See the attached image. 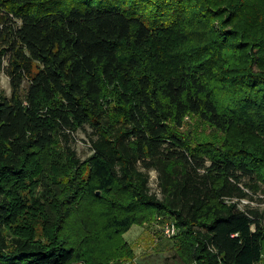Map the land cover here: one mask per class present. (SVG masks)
<instances>
[{
  "label": "trees",
  "instance_id": "trees-1",
  "mask_svg": "<svg viewBox=\"0 0 264 264\" xmlns=\"http://www.w3.org/2000/svg\"><path fill=\"white\" fill-rule=\"evenodd\" d=\"M59 1L0 0V75L12 86L9 97L0 85V264L88 262L86 247L103 255L116 237L129 257L121 236L157 215L176 223L185 263L261 264L264 213L240 204L255 188L245 178L264 183V40L215 27L214 0H200L213 37L194 61L197 51H181L194 0ZM252 4L234 5L222 22ZM234 37L242 64L219 60ZM215 70L230 72L225 93ZM188 116L221 140L190 139L181 131ZM87 126L93 153L81 160L69 141ZM71 222L81 231L66 243ZM97 258L89 264H105Z\"/></svg>",
  "mask_w": 264,
  "mask_h": 264
},
{
  "label": "rangeland",
  "instance_id": "rangeland-1",
  "mask_svg": "<svg viewBox=\"0 0 264 264\" xmlns=\"http://www.w3.org/2000/svg\"><path fill=\"white\" fill-rule=\"evenodd\" d=\"M194 1L195 5L186 8L187 14L185 20L187 25L193 30L188 31L187 39L181 47V51L185 55L196 52L200 49V46L204 45L213 37L210 33L211 25L209 24V21L205 18V20L202 19L196 12L200 7V0ZM87 2L91 4L92 0H87ZM241 2H249L253 4L250 8L246 9L248 12L241 11L238 19L231 23L222 22V19L224 21L228 17L230 9ZM75 3L76 1L73 0H60L58 5L63 9H68ZM212 7L213 9H216L215 14H217L215 22L212 24L215 25V27L225 25L227 28L238 29L239 32L242 30V37L258 36L261 38V41L264 40V0H214ZM214 35H216V33ZM231 41L232 42L230 43L222 45L219 60L230 57L226 60L228 64L235 65L240 60L241 64L244 63L245 50L243 47L235 46V37ZM262 52L264 53V51ZM240 53L241 57L239 56ZM193 57L194 61H203L204 58L202 57H206V54H201L197 51L193 54ZM4 64L7 65V61L4 62ZM261 69L262 67L256 63L254 70L260 71ZM212 73L213 74L210 76L212 81L214 80L215 88L218 89L219 93H225L226 91L223 83L224 79L229 76L230 72L225 71L222 75L215 70ZM0 79L2 90L10 97L12 95L11 80L4 70L1 72ZM28 87L29 82L28 80H25L21 88L22 95L27 93ZM235 90L237 93L243 91L238 87ZM181 131L193 140L194 136L209 139L211 137L210 134L212 133V136L216 135L217 139L221 140L222 138V135L216 134L217 131H213L207 123L203 122L198 117L188 116L185 119L184 125L181 127ZM92 137L95 138L93 129L88 126L80 128L72 134V140H70L69 143L76 149L77 155L81 160H86L93 153ZM244 180L249 184H253V187L255 188H249V196L241 200L240 206L244 207L250 205L259 209L261 213H264V183L260 181L253 182L249 178H245ZM149 184L151 191L161 196L160 187L158 185V171L156 169L149 170ZM98 207H102V203H98ZM143 213L145 216H148L152 211L149 208H144ZM119 214H121L120 211ZM96 217L98 218L99 223H101L102 216L100 211ZM168 218L169 216L157 215L153 217V219H150V221H146V223L144 222L143 225L134 224L127 232H125L123 236H121V239L128 241L134 250V254L129 257H123L119 254V242L121 240H119V237H116L104 244L103 255L100 254L101 252H99L98 248H94L93 251H90L86 247L85 256L88 259V262H75L72 264H89L93 262L92 256H97V259H102L105 261V264H188L184 262L179 249L180 237L178 235L166 237L162 233L161 227ZM80 231L78 223H67L61 230V237L65 239L66 243H70L76 238ZM101 233L106 237V231H101ZM261 264H264V258Z\"/></svg>",
  "mask_w": 264,
  "mask_h": 264
},
{
  "label": "built area",
  "instance_id": "built-area-1",
  "mask_svg": "<svg viewBox=\"0 0 264 264\" xmlns=\"http://www.w3.org/2000/svg\"><path fill=\"white\" fill-rule=\"evenodd\" d=\"M162 233L166 237H173L178 232V227L172 219H168L162 225Z\"/></svg>",
  "mask_w": 264,
  "mask_h": 264
}]
</instances>
